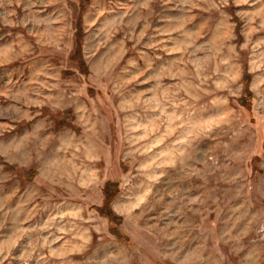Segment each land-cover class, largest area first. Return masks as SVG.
<instances>
[{
  "label": "rangeland",
  "instance_id": "374dc122",
  "mask_svg": "<svg viewBox=\"0 0 264 264\" xmlns=\"http://www.w3.org/2000/svg\"><path fill=\"white\" fill-rule=\"evenodd\" d=\"M0 264H264V0H0Z\"/></svg>",
  "mask_w": 264,
  "mask_h": 264
},
{
  "label": "trees",
  "instance_id": "16d2710c",
  "mask_svg": "<svg viewBox=\"0 0 264 264\" xmlns=\"http://www.w3.org/2000/svg\"><path fill=\"white\" fill-rule=\"evenodd\" d=\"M102 193L104 197L102 199V203L100 207L101 212L99 211V209H97L98 206L92 207V209H95V210L97 209L99 211L100 216L105 218V220L107 221V226H108L107 230L111 236L113 237L116 236L124 240L125 235L121 233L120 230L118 229L119 224L116 223L117 219H115L116 218L115 214L111 211L112 203L114 202L115 198L118 195V184L113 181H106L102 189ZM116 231H118L120 235L113 234Z\"/></svg>",
  "mask_w": 264,
  "mask_h": 264
}]
</instances>
